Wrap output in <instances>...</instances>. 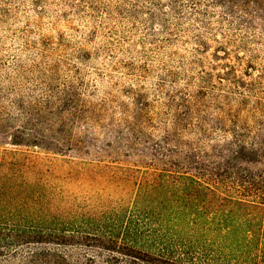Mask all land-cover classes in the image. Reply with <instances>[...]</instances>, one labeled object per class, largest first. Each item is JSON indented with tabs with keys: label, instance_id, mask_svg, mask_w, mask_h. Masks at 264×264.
I'll return each mask as SVG.
<instances>
[{
	"label": "trees",
	"instance_id": "obj_1",
	"mask_svg": "<svg viewBox=\"0 0 264 264\" xmlns=\"http://www.w3.org/2000/svg\"><path fill=\"white\" fill-rule=\"evenodd\" d=\"M0 264H264V0H0Z\"/></svg>",
	"mask_w": 264,
	"mask_h": 264
}]
</instances>
